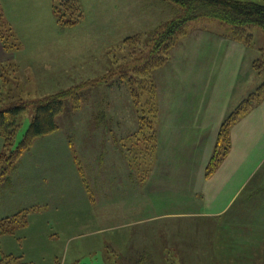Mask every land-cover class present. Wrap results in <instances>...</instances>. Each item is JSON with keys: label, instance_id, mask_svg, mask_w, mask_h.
I'll return each mask as SVG.
<instances>
[{"label": "rangeland", "instance_id": "obj_1", "mask_svg": "<svg viewBox=\"0 0 264 264\" xmlns=\"http://www.w3.org/2000/svg\"><path fill=\"white\" fill-rule=\"evenodd\" d=\"M0 2L12 32L9 42L15 45L6 48L0 40L7 53L0 109L82 86L77 104L66 99L57 119L59 129L34 139L0 174V224L10 217L0 227V264H264V219L253 227L237 214L184 216L205 211L204 200L195 195L202 178L197 179L194 170L202 175V162L192 147L181 151L175 145L180 140L167 129L174 110L190 114V102L198 114L217 108L212 103L202 107L210 98L205 90L190 89L192 70L187 64L190 42L202 32L198 30L226 29L224 25L211 19L192 22L169 50V60L151 71L158 104L152 149L142 132L134 137L140 129L136 107L138 111L144 107L134 105L127 80L135 83V89H146L145 102L152 84L147 79L139 84L134 70L145 64L155 31L182 12L177 4L171 0ZM55 4L65 21H78L62 22ZM253 33L255 48L264 47L263 29L255 27ZM220 51L216 71L224 88L234 59L227 61ZM214 94L219 97L211 102L219 104L220 92L216 89ZM173 95L179 109L170 103ZM34 115L32 108L21 114L14 146L24 138ZM4 143L0 136L3 160L10 156ZM191 162L194 170L187 167ZM23 210H30L26 226L24 218L14 219ZM169 212L180 217H164Z\"/></svg>", "mask_w": 264, "mask_h": 264}, {"label": "crops", "instance_id": "obj_2", "mask_svg": "<svg viewBox=\"0 0 264 264\" xmlns=\"http://www.w3.org/2000/svg\"><path fill=\"white\" fill-rule=\"evenodd\" d=\"M198 31H202V34L197 35V46L194 44L195 41L190 42L192 55L187 64L192 70L190 89L205 90L210 103L209 105L204 103L202 107L214 105L217 108L211 112L209 110L210 114L206 113L208 110L198 114L196 106L192 107L190 102V114H179L174 110L168 117L171 125L167 129L180 140V142L176 141L175 145L181 147V151L183 148L186 149L184 152L192 147L191 152L199 156L198 160H201L203 166H201L202 175L200 170H194L195 166L192 162L188 163L187 167L189 170L198 172L197 179L199 176L202 178L200 187L195 188V195L200 202L204 200L205 211L186 213L184 216L196 218L228 216L229 218V215L235 217L237 214L238 219L256 227L258 221L261 222L264 219V99L233 124L230 132V150L210 177L206 176V167L213 153L221 124L233 109L262 83V76L254 70L252 65L254 60L260 57L261 49L264 47L255 48L254 40L251 45L233 40L228 37L225 28L220 30L205 28ZM220 50H223V57L227 58V61L229 58L234 59V66L230 70L224 88L222 82L218 81L219 72L216 71L218 69L216 61L221 53ZM6 56L5 48L0 41V86L2 84L1 68L7 60ZM199 81H204L206 84H199ZM210 81L214 83L211 84ZM222 81L225 80L222 79ZM216 89L221 96L219 104L211 102L212 98L215 100V96L219 97L214 94ZM171 102L175 109H179L180 105L176 102L175 95ZM160 104L159 95V106ZM160 119L161 116H159V122ZM215 119L216 123L211 124V121ZM186 123L191 125L186 126ZM190 139L195 142L191 144L184 142ZM208 139L211 143H208ZM164 143L168 142L164 140ZM176 188L174 185V189ZM235 206V212H231ZM166 214L180 217L178 212L165 213L164 217L167 216Z\"/></svg>", "mask_w": 264, "mask_h": 264}, {"label": "trees", "instance_id": "obj_3", "mask_svg": "<svg viewBox=\"0 0 264 264\" xmlns=\"http://www.w3.org/2000/svg\"><path fill=\"white\" fill-rule=\"evenodd\" d=\"M177 4L182 12L179 16L175 17L172 21L162 24L161 28L155 31L153 34L152 45L148 51L147 57L144 60L145 64L141 68H135V74L142 80L147 79L151 82L152 86L148 89V97L145 102L143 97L145 96L146 89L140 91V88L135 89L134 84L127 80L131 85L132 97L136 107L137 116L140 117V129L145 140L153 144L157 139V131L155 130V121L158 116V104H157V90L151 81V71L156 67H160L169 60V50L176 45V42L180 36L185 35L187 27L194 21L200 19L217 20L221 25H224L227 30L228 37L241 41L247 45H251L254 40L252 29L260 27L264 31V4L257 3L248 0H171ZM54 11L59 19L64 22L65 16L62 17L58 12L56 4L54 5ZM78 19H72L65 22H77ZM12 36L10 28H8L3 18V9L0 2V40L4 42L6 48H12L15 46L9 42V37ZM254 70L262 76L263 80L261 85L252 92L248 97L242 100L233 111L227 116V118L221 124L213 153L208 161L206 167V176L210 177L218 168L222 160L227 156L231 147L230 132L231 127L241 117L249 112L250 109L259 105L264 99V48L261 49L260 57L253 62ZM5 78L4 68H1V80ZM137 82V81H136ZM80 87L74 89L65 90L63 92L48 95L42 99L35 101H18L11 103L0 109V136L4 139V151L9 154L8 159L3 160V155L0 156V174H5L6 163H15L19 157L28 149L32 141L36 138L46 136L59 129L58 117L63 113L65 108V101L71 97L76 104L80 101ZM141 102V104H140ZM138 103V104H137ZM141 105V106H140ZM32 108L34 110V117L24 138L14 146L15 136L20 128V116L21 114ZM140 112V113H138ZM5 154V153H4ZM4 162V163H3ZM9 164V165H10ZM82 168L79 171L82 172ZM3 181V177L0 176V183ZM83 183L85 179L83 178ZM1 185V184H0ZM30 210L20 211L14 216V219H23L24 226L27 225V215ZM12 218V217H11ZM10 219V217H9ZM5 218L9 223L10 220ZM0 224V227L1 225Z\"/></svg>", "mask_w": 264, "mask_h": 264}]
</instances>
